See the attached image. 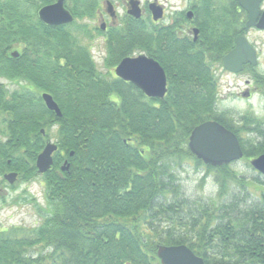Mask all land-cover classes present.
I'll list each match as a JSON object with an SVG mask.
<instances>
[{
    "label": "trees",
    "instance_id": "obj_1",
    "mask_svg": "<svg viewBox=\"0 0 264 264\" xmlns=\"http://www.w3.org/2000/svg\"><path fill=\"white\" fill-rule=\"evenodd\" d=\"M240 8L242 32L247 14ZM41 36L33 32L32 42ZM18 37L25 32L0 31V75L17 85L0 83V162L11 158L5 164L19 173L15 188L42 180L47 206L22 197L36 204L41 220L0 227V264H161L158 247L181 244L206 264H239L247 260L239 249L264 248L250 234L257 230L249 204L264 201V181H249L230 164H205L188 146L196 126L216 120L237 134L248 163L264 153V119L218 109L219 78L202 54L171 71L164 98H149L133 84L99 75L73 79L69 73L94 68L81 64L89 59L80 52L77 64L62 70L53 62L63 51L56 47L30 44L19 58H8ZM43 92L61 116L47 108ZM52 132L58 150L51 169L40 174L37 157ZM192 162L214 175L215 198L183 192L180 169ZM252 190L261 199L250 197Z\"/></svg>",
    "mask_w": 264,
    "mask_h": 264
},
{
    "label": "flooded vegetation",
    "instance_id": "obj_2",
    "mask_svg": "<svg viewBox=\"0 0 264 264\" xmlns=\"http://www.w3.org/2000/svg\"><path fill=\"white\" fill-rule=\"evenodd\" d=\"M43 9L50 12L47 18L52 22L41 18ZM263 11L264 2L257 21ZM245 12L247 19L241 32L239 0H0V31L9 28L11 32H25V39H13L14 48L8 51V58H19L22 49L30 44L41 48L56 47L63 51L53 62L57 63V70H62L77 64L80 52L89 59L81 64L93 62L94 68L82 74L69 73L73 79L99 75L111 82L133 84L117 75V66L125 58L145 56L164 69L167 92L170 79L174 77L171 71L202 54L218 78L223 72L246 75L245 88L236 95L250 99L256 93L264 95V73L259 72L262 49L251 42L250 33L264 30L256 26L246 29L249 14ZM33 32H41L42 40L32 42ZM240 35H244L255 49L257 62H247L235 73L224 67V57L236 47ZM16 50L19 56L13 57ZM102 64L103 68L99 66ZM5 163L10 165L11 158L7 162L3 158L0 162L2 183L8 181V187L15 189L19 173L8 170ZM13 172L17 177L11 183L6 176ZM255 197L261 199V194L257 192ZM0 199L5 202V197L0 195ZM249 204L255 208L251 213L255 214L257 230L250 234L264 240V201ZM0 227L4 226L0 224ZM238 254L247 256V260H239V264H264V248L239 249Z\"/></svg>",
    "mask_w": 264,
    "mask_h": 264
},
{
    "label": "water",
    "instance_id": "obj_3",
    "mask_svg": "<svg viewBox=\"0 0 264 264\" xmlns=\"http://www.w3.org/2000/svg\"><path fill=\"white\" fill-rule=\"evenodd\" d=\"M264 0H239L240 6L249 14L246 29L256 26L264 29V11L259 21L260 6ZM50 12L45 9L40 12L41 18L50 21L47 17ZM13 57H18L16 50ZM247 62L256 64V51L244 35L237 39V45L224 57V67L230 72H239ZM116 73L126 81L132 82L140 88L148 97L164 98L167 92V77L162 66L153 59L145 56L137 58H125L117 66ZM42 98L48 109L62 115L58 103L53 96L44 92ZM42 133L45 130L42 129ZM189 148L197 158L206 164L221 166L233 161L241 160L244 152L238 136L216 120L205 121L196 126L189 139ZM58 150V145L52 141L47 142L43 151L38 155L36 166L39 173L43 174L51 169L54 163V153ZM72 151L70 155H73ZM254 169L264 175V154L250 160ZM70 168V163L66 160L62 166L63 171ZM17 173L13 172L6 176L11 183L14 182ZM157 256L161 264H206L203 257L197 255L189 246L181 245H160Z\"/></svg>",
    "mask_w": 264,
    "mask_h": 264
},
{
    "label": "rangeland",
    "instance_id": "obj_4",
    "mask_svg": "<svg viewBox=\"0 0 264 264\" xmlns=\"http://www.w3.org/2000/svg\"><path fill=\"white\" fill-rule=\"evenodd\" d=\"M251 42L256 43L262 49V57L260 59L259 72L264 73V31H252L250 33ZM98 53L101 51L97 49ZM103 68V64L99 65ZM103 70V69H102ZM247 76L246 75H233L229 72H223L219 77V110H230L229 115L244 114L251 112L253 115L260 119H264V95L256 93L254 97L248 99L243 96L236 95L245 88ZM0 83L7 84V88L15 89L17 85L9 79L0 77ZM51 139L55 141V132H52ZM246 136V135H245ZM247 137V136H246ZM232 168L235 169L241 176L249 181L253 177L259 178L264 181V176L259 174L256 170L249 165L248 161L241 160L235 162ZM200 168L192 162L184 164L180 169L179 183L183 192L191 198H215L217 196V183L214 181V175L205 176ZM259 176V177H258ZM2 176H0V195L5 197V202H0V224L5 228L13 226H35L40 222L41 217L33 202H23V196L37 198L42 206H47L45 186L42 185V180H34L28 183H19L18 187L11 189L8 187L9 182L2 183ZM2 183V185H1ZM259 194V192H258ZM21 198L18 203H15L16 197ZM250 197L256 199V191L252 190L249 193Z\"/></svg>",
    "mask_w": 264,
    "mask_h": 264
}]
</instances>
